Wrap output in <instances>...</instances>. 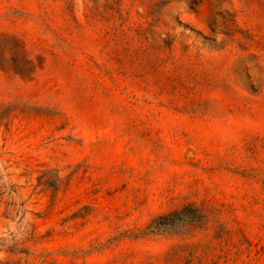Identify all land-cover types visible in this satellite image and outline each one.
<instances>
[{
    "label": "rangeland",
    "instance_id": "1",
    "mask_svg": "<svg viewBox=\"0 0 264 264\" xmlns=\"http://www.w3.org/2000/svg\"><path fill=\"white\" fill-rule=\"evenodd\" d=\"M0 264H264V0H0Z\"/></svg>",
    "mask_w": 264,
    "mask_h": 264
},
{
    "label": "trees",
    "instance_id": "2",
    "mask_svg": "<svg viewBox=\"0 0 264 264\" xmlns=\"http://www.w3.org/2000/svg\"><path fill=\"white\" fill-rule=\"evenodd\" d=\"M196 209L200 211V208H197L196 206L194 207L192 204H189L188 206L185 207V209L181 211H172L168 214H161L158 215L156 218H154L151 223L147 227L148 232H155V231H164L167 227L173 226L175 223H178L181 219L184 220H190V221H196L199 219V217L202 216H196L195 218H181L180 215L182 212Z\"/></svg>",
    "mask_w": 264,
    "mask_h": 264
}]
</instances>
